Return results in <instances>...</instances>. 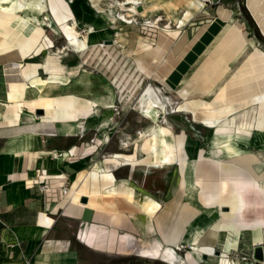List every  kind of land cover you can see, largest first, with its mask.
<instances>
[{
	"label": "bare ground",
	"instance_id": "bare-ground-1",
	"mask_svg": "<svg viewBox=\"0 0 264 264\" xmlns=\"http://www.w3.org/2000/svg\"><path fill=\"white\" fill-rule=\"evenodd\" d=\"M91 1L97 11L109 20V24L116 20L132 24L133 14L152 13L155 9L151 5L149 9L139 11L136 3L142 0H112L124 10L117 14L115 7L104 8L98 5L99 0ZM247 2L264 31V0ZM126 3L129 5L126 6ZM202 4L203 0H189L188 6L199 8ZM219 11L229 16L225 9L220 8ZM77 24L70 0H0V56L7 58L3 62H6L8 72L18 70L23 94L28 88L37 91L41 103L45 105L41 117L52 119L71 115L75 111L72 105L74 100L79 99L78 94L64 90L47 96L43 91L50 86L64 88L70 81V74L77 71L78 67L72 68L69 63L59 60L58 53L65 49H84L94 42L90 41L95 31L93 27H86V35L81 36ZM237 24L238 30L245 34L241 24ZM45 26L56 33L62 32L65 42L55 49L51 48L50 40L44 35ZM113 33L111 39L116 42L121 34L117 30ZM37 41L40 42L37 49L48 45L45 48H48V54L43 62L8 60L9 57H22ZM246 42L247 46H254L251 37L247 36ZM239 56L232 61L233 65L238 63ZM38 68L46 73L44 77L37 75ZM205 68L203 64L201 70ZM233 83L236 85L231 87L225 83L210 101L198 97L194 104L183 101L175 109L190 112V122L211 126L210 144L222 148L223 157L210 156L196 136L184 131L174 133L172 121L165 114L161 116L165 105L170 103V98L164 96L166 94L158 95L147 88L136 99V109L152 123L147 130H139L140 142L137 139L127 141L134 143L133 153L105 157V167L101 171L104 198L118 207L116 212L101 217L106 216L105 220L114 225L141 232L139 236H130V239L121 237V251L124 253L160 258L170 264H200L203 255L210 258L216 256L218 264H235L229 260L227 253L237 246L239 236L246 228L252 230L253 244L262 246L264 253V214H252L249 218L245 214L248 193L260 196L259 201L253 196L252 205L257 201L264 207V170L257 169L263 159L253 151L241 150L236 142V138L249 136L255 129L264 130V51L258 47L253 49L245 65L232 75ZM87 100L92 110L97 112L95 100ZM109 112L107 110L102 115L106 117ZM19 114L17 111L13 113L16 119ZM138 150L143 155L138 156ZM117 163L131 166L135 182L114 183L115 177L107 169L110 164ZM171 168L175 169V179L170 185V197L162 204L153 187L154 183L162 186L170 181L167 172ZM143 184L151 192L146 191L147 188L144 191ZM79 191L74 193L75 200ZM135 192H139L140 196H135ZM157 196L162 198L159 194ZM94 227H82L79 237L92 246H103L110 236L106 232L107 227ZM220 230H225L227 236L217 254ZM181 238L191 248L185 257L177 251ZM206 263L211 264L209 260Z\"/></svg>",
	"mask_w": 264,
	"mask_h": 264
},
{
	"label": "crops",
	"instance_id": "crops-1",
	"mask_svg": "<svg viewBox=\"0 0 264 264\" xmlns=\"http://www.w3.org/2000/svg\"><path fill=\"white\" fill-rule=\"evenodd\" d=\"M110 1L105 5L104 0H99L98 5L108 7L113 4ZM215 1L203 0L199 8L188 6L189 0H142L136 3L141 5L139 11L155 6L152 13L137 15H147L148 19L162 11L172 25L168 29H157L152 38L134 35L129 39L132 46L126 52L132 55L134 72L157 82L164 92H174L178 104L183 101L194 104L198 97L210 101L225 83L227 87L235 84H232V75L255 44L259 50H264V39L251 37L255 44L247 46L246 33L238 30L237 20L233 18L234 5L238 1ZM70 5L77 27L92 26L93 36L98 33L105 39L110 26H116L114 23L119 21L109 24L91 0H70ZM220 8L228 11L229 16L222 15ZM49 34L44 32L52 45ZM39 43H34L22 57H9L8 60L39 62L37 59L42 54L44 61L48 52H43L48 45L37 49ZM89 44L71 53H82ZM235 53L240 55V60L233 65ZM68 55L65 51L57 57L72 68L84 61V58L71 60ZM3 59L7 58L0 56V264H79V252L72 245V238L95 252L121 250L122 236L130 239L141 232L105 220L107 215L118 210L117 205L109 204L103 195L101 171L105 167V157L125 152L129 145V142L124 143L129 133L119 131L120 122L112 109H107L110 115L106 117L102 114L107 110L100 112V106L111 107L113 104H105L101 97L89 95L86 87L68 90L79 97L72 105L74 113L52 119L41 117L45 105L37 91L28 88L23 94L18 70L8 72ZM203 64L206 68L201 70ZM231 64L233 67L229 70ZM40 73L38 68L37 75ZM54 87H46L43 92L51 96L55 94ZM166 96L171 99L170 95ZM87 98L95 100L97 112L92 110ZM37 108L43 113H34ZM14 111L20 113L18 119L13 115ZM263 134L264 130L255 129L249 136L236 138L237 145L245 146L248 140L256 143ZM107 171L113 173L116 184L135 182L129 164H110ZM43 181L48 183L47 192L40 189ZM146 188L143 184L142 189L145 191ZM162 189L160 185L156 187L157 192H163ZM76 190H80L77 200L74 199ZM146 191L151 192L149 188ZM135 196L139 197L140 193L135 192ZM156 197L161 203L167 198L166 195ZM103 215L105 218L101 217ZM70 225L75 227L74 230ZM89 225L107 227L110 238L103 246L89 245L79 237L80 229ZM7 228L18 235V244L6 247L1 242L7 236Z\"/></svg>",
	"mask_w": 264,
	"mask_h": 264
},
{
	"label": "rangeland",
	"instance_id": "rangeland-1",
	"mask_svg": "<svg viewBox=\"0 0 264 264\" xmlns=\"http://www.w3.org/2000/svg\"><path fill=\"white\" fill-rule=\"evenodd\" d=\"M210 0H207V2ZM237 4L234 5L236 10L233 14V18L237 20L239 24H241L243 30L246 32L248 37H253L255 39L262 40L264 39V31L255 16L254 11L249 6L247 0H237ZM110 0H104V4L108 5ZM215 2H218L216 0ZM222 2V1H221ZM129 5V4H128ZM115 7V12L117 14L123 13L124 10L119 6L109 5L108 7ZM127 6V4H126ZM103 7V6H102ZM104 7V8H108ZM133 24L125 23L123 21H116L114 25L110 26L109 34L105 39L96 34L92 36L90 41H94L92 44H89L88 48L84 50V52L74 53L72 54V50L65 49L63 52L68 51V57L73 60L75 58L83 59L84 61L78 66L77 71L70 74V81L65 85L64 88H58L55 86L53 88V92L58 91H67V90H77V89H85L87 88L88 94L91 96L101 97L103 99V103L105 104H113L111 107L100 106V112H103L107 109H112L114 115L117 116L120 122V132L129 133V137L125 138L124 141L131 142L137 139V142H140L139 138V130H147L149 128L152 121L143 116L138 109H136L134 103L138 96L145 90L150 89L154 90L158 95L168 94L172 98L170 99V103L165 105L164 112L161 113V116L165 114L171 121L173 125L174 133H180L184 131L191 136H196L200 139L201 145H203L204 150L212 157H223L225 155L224 150L220 147L214 146L210 144V136H211V126H207L202 123L190 122L191 113L190 112H182L175 110L177 108V101L174 92L166 93L163 89L160 88V85L157 82L149 81L142 76H139L136 72H134L133 58L131 54H127L126 49L130 48L132 44L128 43L129 39L134 35L148 36L152 38L154 33H156L157 29L160 28H169L172 25L170 19L165 17L163 12L160 11L159 14L154 17H149L147 19V15L145 17H141L137 14H133ZM160 16V17H159ZM146 22L150 24H146ZM120 26L121 29L118 27ZM166 25V26H165ZM176 25V24H175ZM175 27V26H174ZM81 36L86 35L85 28H78ZM119 31L121 33L122 38L118 43L112 42V37L114 36L115 31ZM262 30V32H261ZM149 32V33H148ZM45 33L49 34L52 37L53 44L51 48H56L65 42L66 38L62 32H54L52 28L49 26H45ZM96 38V39H95ZM252 38V39H253ZM126 41V43H124ZM253 43L255 41L253 39ZM253 44V45H254ZM98 47V48H97ZM255 47L257 45L255 44ZM254 47V48H255ZM264 51V50H263ZM48 48L43 52L47 54ZM62 53V52H60ZM58 53V54H60ZM252 56V52H250L246 58L242 59L237 66V70H239L248 59ZM86 58V59H85ZM42 54L39 56L37 60L39 62L42 61ZM28 62V61H24ZM117 62V63H115ZM23 63V62H22ZM41 71L42 77L46 75V73ZM44 73V74H42ZM80 74V75H79ZM74 75V76H73ZM75 78V79H74ZM228 84H231L228 82ZM91 93V94H90ZM166 96V95H164ZM208 98V97H207ZM206 99V98H205ZM118 103V104H117ZM34 113L41 114L43 110L37 108ZM150 120V121H149ZM160 120V119H159ZM192 123V125L190 124ZM198 130V131H197ZM198 132V133H197ZM194 133H197L194 135ZM210 135V136H209ZM209 136V137H208ZM208 137V138H207ZM132 138V139H131ZM263 138V139H262ZM209 140V141H208ZM124 142V143H125ZM241 150H250L257 153L262 163L257 166L258 170L264 169V134L260 136V139L255 143L253 140H248V143L244 146H238ZM127 151L131 152L134 149V143H130L127 146ZM138 156H141L142 153L138 150ZM218 151V152H217ZM125 152H116V153H125ZM114 153V154H116ZM133 153V152H132ZM216 153V154H215ZM131 154V153H127ZM213 154V155H212ZM167 174L169 175V182L166 185H162L159 183H154L153 192L157 195L170 197V185L171 182L175 179V169L171 168L168 170ZM160 185L163 189V192H157L156 187ZM166 188V189H165ZM255 196L257 201L260 200V196L254 193H248V206L245 209V214H247V218L252 214L254 215H263L264 207L261 204L256 203L252 205L251 199ZM164 198L162 204L167 199ZM254 201V200H253ZM247 212V213H246ZM253 215V216H254ZM71 229L74 230V226L70 225ZM244 234V235H243ZM227 236V232L225 230H220L218 241L216 244L217 254L220 253V250L223 246V242L225 241ZM238 244L235 248H231L228 251V258L230 261L235 264H264L263 260H257L253 257V249L254 244L252 243V235L250 229H245L242 234L239 236ZM85 242V241H84ZM89 244V243H88ZM72 245L78 249L79 252V264H170L160 258H150L145 256H141L138 253H124L120 249H117L114 252H95L90 248L81 244L79 240L76 238H72ZM90 245V244H89ZM179 248L177 251L179 254L186 256V253L191 250L190 245L184 241L182 238L179 240ZM133 254V255H132ZM264 256V253H263ZM207 260L210 261L211 264H218V259L216 256H212L211 258L207 255H203L200 264H207Z\"/></svg>",
	"mask_w": 264,
	"mask_h": 264
},
{
	"label": "built area",
	"instance_id": "built-area-1",
	"mask_svg": "<svg viewBox=\"0 0 264 264\" xmlns=\"http://www.w3.org/2000/svg\"><path fill=\"white\" fill-rule=\"evenodd\" d=\"M204 1H207V0H204ZM166 26V25H165ZM40 189L43 191V192H47L48 191V183L47 181H43L40 183ZM62 191H64V189H62ZM6 233H7V236L3 239H1V242L4 243V245L6 247H9V246H12V245H15V244H18L19 242V237L18 235H16L11 229H6Z\"/></svg>",
	"mask_w": 264,
	"mask_h": 264
},
{
	"label": "water",
	"instance_id": "water-1",
	"mask_svg": "<svg viewBox=\"0 0 264 264\" xmlns=\"http://www.w3.org/2000/svg\"><path fill=\"white\" fill-rule=\"evenodd\" d=\"M137 9L138 10L141 9V5H137ZM253 257L257 260H263L264 259L262 246H260V245L254 246Z\"/></svg>",
	"mask_w": 264,
	"mask_h": 264
}]
</instances>
